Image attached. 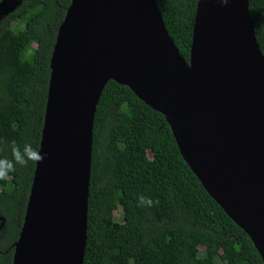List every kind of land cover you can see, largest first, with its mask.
<instances>
[{
  "label": "water",
  "instance_id": "obj_1",
  "mask_svg": "<svg viewBox=\"0 0 264 264\" xmlns=\"http://www.w3.org/2000/svg\"><path fill=\"white\" fill-rule=\"evenodd\" d=\"M13 264H84L94 121L110 80L162 113L207 192L264 261V55L249 0H198L190 60L157 0H72Z\"/></svg>",
  "mask_w": 264,
  "mask_h": 264
},
{
  "label": "trees",
  "instance_id": "obj_2",
  "mask_svg": "<svg viewBox=\"0 0 264 264\" xmlns=\"http://www.w3.org/2000/svg\"><path fill=\"white\" fill-rule=\"evenodd\" d=\"M6 3L0 14V159L13 160V142L21 151L26 144L40 150L52 55L72 0H0ZM157 3L189 61L198 0ZM249 8L264 55V0H249ZM36 162L16 164L0 180V264H13ZM87 235L84 264H264L249 235L188 165L166 117L113 80L94 121Z\"/></svg>",
  "mask_w": 264,
  "mask_h": 264
},
{
  "label": "clouds",
  "instance_id": "obj_3",
  "mask_svg": "<svg viewBox=\"0 0 264 264\" xmlns=\"http://www.w3.org/2000/svg\"><path fill=\"white\" fill-rule=\"evenodd\" d=\"M12 156L13 160L0 159V180H7L9 173L14 171L15 165L19 164L25 166L30 160L42 159L43 156L36 150L32 148L30 144H26L21 151V149L13 142L12 145ZM141 202L145 200L144 197H140ZM149 204L151 201H147Z\"/></svg>",
  "mask_w": 264,
  "mask_h": 264
},
{
  "label": "rangeland",
  "instance_id": "obj_4",
  "mask_svg": "<svg viewBox=\"0 0 264 264\" xmlns=\"http://www.w3.org/2000/svg\"><path fill=\"white\" fill-rule=\"evenodd\" d=\"M8 9H9V5H8V3H6V4H1V5H0V14L6 12ZM0 190H1V188H0ZM115 219H116V221H118V222L123 221V213H122V210H121L120 208L115 212ZM219 264H223V263L220 261Z\"/></svg>",
  "mask_w": 264,
  "mask_h": 264
},
{
  "label": "flooded vegetation",
  "instance_id": "obj_5",
  "mask_svg": "<svg viewBox=\"0 0 264 264\" xmlns=\"http://www.w3.org/2000/svg\"><path fill=\"white\" fill-rule=\"evenodd\" d=\"M1 220V218H0ZM2 226H4V222L0 223V229L2 228Z\"/></svg>",
  "mask_w": 264,
  "mask_h": 264
}]
</instances>
